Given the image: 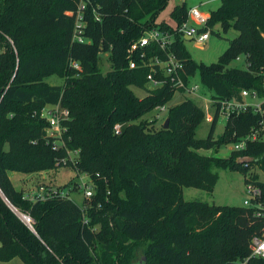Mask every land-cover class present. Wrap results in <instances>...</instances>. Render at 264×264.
Masks as SVG:
<instances>
[{"label":"trees","instance_id":"16d2710c","mask_svg":"<svg viewBox=\"0 0 264 264\" xmlns=\"http://www.w3.org/2000/svg\"><path fill=\"white\" fill-rule=\"evenodd\" d=\"M220 1L206 28L237 35L215 64L204 65L190 58L175 31L187 18L185 3L172 9L171 27L157 23L169 0H0V191L33 227L0 194V263L134 264L140 249L139 264H239L249 258L251 238L264 232L258 209L186 202L182 195L183 187L212 193L217 169L239 172L245 186L264 189L253 173L256 168L264 176L261 137L227 158L198 153H216L264 127V0ZM82 2L85 43L74 40L76 19L67 16ZM157 28L175 32L170 51L187 75L198 74L213 104L242 101L248 91L261 101L262 114L247 109L228 118L216 139L217 111L207 137L197 139L204 113L188 99L168 109V129L158 128L157 118L146 119L174 91L169 85L149 91V69L139 61L130 69L128 50ZM102 54L112 64L106 74ZM242 57L243 69L230 67ZM53 76L64 84L45 81ZM133 88L147 95L140 98ZM57 105L70 112L62 138L47 135L41 116ZM63 161L89 176L95 197L88 208L67 196L29 202L11 180L12 172L51 171ZM259 202L264 206V194Z\"/></svg>","mask_w":264,"mask_h":264},{"label":"rangeland","instance_id":"374dc122","mask_svg":"<svg viewBox=\"0 0 264 264\" xmlns=\"http://www.w3.org/2000/svg\"><path fill=\"white\" fill-rule=\"evenodd\" d=\"M220 0H169L168 7L159 16L157 23L158 25L167 24L168 26L174 27V22L170 18L172 9L176 4L185 3L188 10L193 7H198L199 11L204 16L216 10L220 6ZM189 26L192 25L188 24ZM237 35L234 31H229L226 34L222 33L220 27L214 28V34H210V39L199 47L194 42L185 40L184 47L190 58L196 63L204 65L215 64L218 58L222 55L228 45V40L234 38ZM101 70L103 74H106L111 70L112 64L108 54H102ZM241 60L234 61L230 67L243 69L245 64ZM50 85L60 86L64 84V79L57 76L47 78L45 80ZM192 82L196 84L199 89L196 95H183L176 92L171 101L164 106L165 111L154 110L145 116L146 119H155L157 116V127L163 126L167 120L168 109L172 106H176L183 102L185 99L192 101L204 113V118L201 124L196 129L195 137L197 139H205L208 135L211 122L206 120V114L212 116L213 109L209 104L207 95L204 94L203 89L199 81L198 74H195L192 78ZM149 90V88H148ZM134 93L144 98L147 92L138 88H133ZM251 103V102H250ZM255 103L256 102H252ZM226 123V119L222 116L218 118L217 125L214 132V138L219 137L223 131ZM59 146L61 143H57ZM232 150V146L221 147L216 153L212 150H199L198 153L201 155H215L220 158H227ZM75 158V156H72ZM64 164L58 165L54 170L41 172L37 174H22L12 172L10 173L11 180L13 181L16 189L23 193V198L29 202L32 196H37L41 193L40 189L45 188V196L47 195H63L72 199L78 206L84 208L89 207L93 204V198L88 200L85 197V184L89 182L87 176L77 173L72 167H63ZM217 183L212 193H208L199 189L183 187L182 195L186 202H202L216 206H239L243 207V202L246 200L244 193L245 185L244 178L239 172H231L229 170L217 169ZM253 173L258 177L260 181H264L263 174L256 168L253 169ZM143 251L137 253L134 264H139L143 260ZM0 264H23L20 260L16 259L9 263Z\"/></svg>","mask_w":264,"mask_h":264},{"label":"built area","instance_id":"2783aa9c","mask_svg":"<svg viewBox=\"0 0 264 264\" xmlns=\"http://www.w3.org/2000/svg\"><path fill=\"white\" fill-rule=\"evenodd\" d=\"M86 7V2H82L76 13L69 12L67 14V16L75 17L76 19L74 40L79 43L88 42L83 36ZM208 18L209 16L206 17L202 15L198 7L195 6L188 10L187 18L181 26L176 30L173 29L176 31V34L183 39L190 38L189 41L202 47L210 39V30L206 28ZM190 22L192 23L191 26L188 25ZM174 33L175 32L172 30H160L158 28L146 32L143 37L133 43L128 50V66L130 69H136L140 66L138 63L139 61L141 66L149 69V74L147 76V88H149V91H155L169 85L174 91V94L178 92L183 95H196L199 87L192 82L193 77L186 74L181 61L177 58L176 54L169 49L175 38ZM71 66L77 71H81V67L76 62L71 63ZM241 98L242 101L231 100L221 102L220 104H213L209 100V104L214 112L212 116L206 114V120L211 122L216 111L219 116L224 117L226 120L232 116H237L245 112L247 109H251L254 113L262 114L261 101L258 100L255 93L242 91ZM252 102H256V104ZM156 110L163 112L165 108L164 106L158 107ZM41 116L48 123L47 135L52 138H62L65 132V128L62 125L63 122L70 119V112L60 105L48 106L42 111ZM121 128L122 126L120 124L115 126L114 130L116 134L120 133ZM260 137L264 140V127L260 131H253L245 138H242L241 141L232 146V150H244L248 141H255ZM57 143H55V148L59 146ZM70 156L74 163L76 155L70 154ZM72 156H75V158H72ZM62 164L65 165L66 161H63ZM82 175L85 177L87 176L89 180L87 174ZM84 187L87 190L85 192V197L88 200L92 199L95 192L93 184L89 181ZM40 191L41 193L37 196H32V202L45 201L56 196H63L59 194L45 196L44 187H42ZM244 193L246 195V200H244L243 206L258 209L259 212L257 216L264 218V206L259 202L264 194V189L254 185H246ZM86 208L87 207H84V209ZM249 250V258L239 264H247L250 260H264V232L261 237L254 236L251 238Z\"/></svg>","mask_w":264,"mask_h":264},{"label":"water","instance_id":"95a60500","mask_svg":"<svg viewBox=\"0 0 264 264\" xmlns=\"http://www.w3.org/2000/svg\"><path fill=\"white\" fill-rule=\"evenodd\" d=\"M184 40H190V38H184ZM164 129H168V119L166 120L165 124H164ZM0 194L2 196V198L4 199V201L6 202V204L9 206V208L22 220L24 221L31 229H33L31 224H28L25 220V218H27L25 215L21 214L20 212H18L13 206L12 204H10V202L6 199V197L3 195V193L0 191ZM31 219V218H30Z\"/></svg>","mask_w":264,"mask_h":264},{"label":"bare ground","instance_id":"6f19581e","mask_svg":"<svg viewBox=\"0 0 264 264\" xmlns=\"http://www.w3.org/2000/svg\"><path fill=\"white\" fill-rule=\"evenodd\" d=\"M27 218H25V220H26V222L28 223V224H31V219H30V217H28V216H26Z\"/></svg>","mask_w":264,"mask_h":264},{"label":"crops","instance_id":"0c3cea01","mask_svg":"<svg viewBox=\"0 0 264 264\" xmlns=\"http://www.w3.org/2000/svg\"><path fill=\"white\" fill-rule=\"evenodd\" d=\"M242 58H243V57H242ZM239 60H241V58H240ZM242 61H243V63H244V58H243V60H242Z\"/></svg>","mask_w":264,"mask_h":264}]
</instances>
